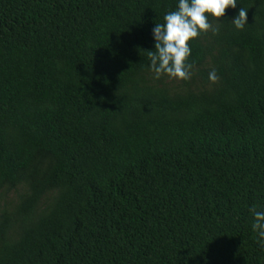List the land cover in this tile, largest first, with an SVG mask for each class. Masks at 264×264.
Listing matches in <instances>:
<instances>
[{"label": "trees", "instance_id": "1", "mask_svg": "<svg viewBox=\"0 0 264 264\" xmlns=\"http://www.w3.org/2000/svg\"><path fill=\"white\" fill-rule=\"evenodd\" d=\"M176 7L0 0V264H264V0L155 79Z\"/></svg>", "mask_w": 264, "mask_h": 264}, {"label": "clouds", "instance_id": "2", "mask_svg": "<svg viewBox=\"0 0 264 264\" xmlns=\"http://www.w3.org/2000/svg\"><path fill=\"white\" fill-rule=\"evenodd\" d=\"M238 0H177L175 11L164 16V23L155 24L152 35L154 51H149L150 71L155 79L162 75L178 80H188L192 65L188 63L191 55L190 41L196 39L202 32L210 29L215 33L209 18L220 21L225 17L226 10L235 9ZM232 23L237 30H243L247 23V11L240 8ZM218 79L215 70L209 73V80ZM253 222L252 231L257 234L261 246L264 247V210L256 207L249 209Z\"/></svg>", "mask_w": 264, "mask_h": 264}, {"label": "rangeland", "instance_id": "3", "mask_svg": "<svg viewBox=\"0 0 264 264\" xmlns=\"http://www.w3.org/2000/svg\"><path fill=\"white\" fill-rule=\"evenodd\" d=\"M10 197H11V198H12V197H14V196H13V194H11V195H10ZM0 204H2V202H1V201H0Z\"/></svg>", "mask_w": 264, "mask_h": 264}]
</instances>
